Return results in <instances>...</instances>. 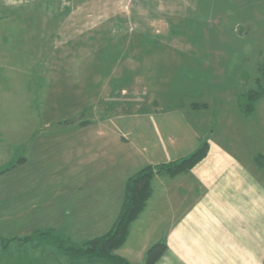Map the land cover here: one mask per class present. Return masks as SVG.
Returning <instances> with one entry per match:
<instances>
[{
	"label": "rangeland",
	"instance_id": "1",
	"mask_svg": "<svg viewBox=\"0 0 264 264\" xmlns=\"http://www.w3.org/2000/svg\"><path fill=\"white\" fill-rule=\"evenodd\" d=\"M136 5L125 11L119 0H0V172L17 164L28 148L24 142L46 123L54 131L73 115L76 124L112 115L117 99L156 100L167 109L182 102L208 105L206 113L177 109L178 122L205 114L214 121L213 110L223 121L236 122L234 110L249 104L253 112L244 128L251 133L256 128L250 135L261 137L264 0H137ZM128 35H149V51L136 43L132 64L124 69L117 64V36ZM253 94L262 96L253 102L244 97ZM228 123H212L207 131L218 138L220 128L239 129ZM40 147L49 151L54 145L46 139ZM247 148L259 153L262 147L250 140ZM234 151L247 158L245 149ZM32 164V170L0 174V195L8 194L13 182L45 180L42 171L49 165ZM43 214L24 220L31 242L11 241L3 255L0 243V264L52 263L58 253L52 239L35 238L51 223Z\"/></svg>",
	"mask_w": 264,
	"mask_h": 264
},
{
	"label": "crops",
	"instance_id": "2",
	"mask_svg": "<svg viewBox=\"0 0 264 264\" xmlns=\"http://www.w3.org/2000/svg\"><path fill=\"white\" fill-rule=\"evenodd\" d=\"M136 1L132 0L130 9L137 7ZM139 36H117V64L124 69L132 64L136 43L149 51V35ZM114 107L112 115L78 124L75 117L71 119L74 115L65 121L62 117L63 125L54 131L46 123L44 131L24 142L28 148L6 173L21 167L32 170L36 161L42 169L49 168L42 171L45 180L13 182L8 194L0 195L1 255L6 253L7 243H25L28 233L24 220L40 212L51 223L41 229L45 231L36 232L51 231L75 244L105 236L118 217L131 176L147 166L187 158L206 143L205 157L190 170L174 177L164 172L153 175L144 209L114 254L128 264H144L147 250L161 243L165 248L155 264H264V165L260 164L264 160V133L255 138L250 135L256 131L244 128L250 117L235 109L236 122L223 121L218 110L210 112L216 116L214 121L206 114L176 120L181 110L206 113V103L182 102L167 109L156 100L128 98L117 99ZM228 122L236 123L239 129L220 128L218 138L214 133L209 135L212 123L221 126ZM231 132L239 137H231ZM46 139L54 148L38 149ZM250 140L259 141V153L248 150ZM33 147L35 161L31 160ZM235 148L245 149L247 158H240ZM55 249L58 253L50 264H73Z\"/></svg>",
	"mask_w": 264,
	"mask_h": 264
},
{
	"label": "trees",
	"instance_id": "3",
	"mask_svg": "<svg viewBox=\"0 0 264 264\" xmlns=\"http://www.w3.org/2000/svg\"><path fill=\"white\" fill-rule=\"evenodd\" d=\"M260 72L264 76V67L260 68ZM261 96V94H253L244 97L253 102ZM244 97L240 96L239 98L242 99ZM239 108L241 113L246 117L252 115V105H239ZM206 152L207 144L203 143L187 158L167 165L156 167L147 166L131 176L125 184L123 201L118 217L109 233L105 236L81 244H75L65 239L60 240L61 237L55 235L51 231L36 232L35 238H51L55 247L69 257L73 261V264H79L81 260H84V264H128L124 259L115 255L114 252L125 242L131 223L136 220L144 209L145 203L151 193L150 182L153 175L164 172L174 177L186 172L203 159ZM262 162L263 161H261L260 164ZM13 166L14 164L11 165L10 168ZM10 168L1 171L0 174L7 172ZM32 237L33 236L24 238L23 242H31ZM164 248V245L161 243H157L150 247L145 254L144 264H155V261L159 258Z\"/></svg>",
	"mask_w": 264,
	"mask_h": 264
},
{
	"label": "built area",
	"instance_id": "4",
	"mask_svg": "<svg viewBox=\"0 0 264 264\" xmlns=\"http://www.w3.org/2000/svg\"><path fill=\"white\" fill-rule=\"evenodd\" d=\"M119 2L122 4L123 10L128 11L131 8L132 0H119Z\"/></svg>",
	"mask_w": 264,
	"mask_h": 264
}]
</instances>
